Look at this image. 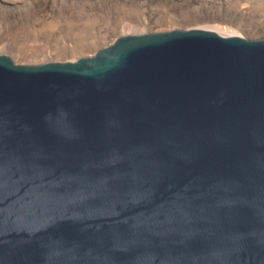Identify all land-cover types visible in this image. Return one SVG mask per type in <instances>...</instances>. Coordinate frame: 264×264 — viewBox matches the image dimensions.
Listing matches in <instances>:
<instances>
[{
  "label": "water",
  "instance_id": "95a60500",
  "mask_svg": "<svg viewBox=\"0 0 264 264\" xmlns=\"http://www.w3.org/2000/svg\"><path fill=\"white\" fill-rule=\"evenodd\" d=\"M0 264H264V39L0 54Z\"/></svg>",
  "mask_w": 264,
  "mask_h": 264
},
{
  "label": "rangeland",
  "instance_id": "374dc122",
  "mask_svg": "<svg viewBox=\"0 0 264 264\" xmlns=\"http://www.w3.org/2000/svg\"><path fill=\"white\" fill-rule=\"evenodd\" d=\"M14 1L0 5V54L18 64L92 56L113 43L125 23L136 25L135 33L208 25L264 39V0Z\"/></svg>",
  "mask_w": 264,
  "mask_h": 264
},
{
  "label": "bare ground",
  "instance_id": "6f19581e",
  "mask_svg": "<svg viewBox=\"0 0 264 264\" xmlns=\"http://www.w3.org/2000/svg\"><path fill=\"white\" fill-rule=\"evenodd\" d=\"M7 1H8V2H11V1H12V2H13L14 0H0V5L2 6V4L5 3V2H7ZM14 2H16V0H15ZM195 3H196V2H195ZM15 5H16V4H15ZM0 8H1V7H0ZM3 8H4V7H3ZM6 10H7V9H6ZM0 13H1V11H0ZM2 13H3V12H2ZM2 13H1V14H2ZM20 14H21V13H20ZM118 20H119V19H118ZM119 21H120V20H119ZM123 21H124V20H123ZM123 21L121 22L122 24H123ZM194 21H195V20H194ZM124 23H125V21H124ZM195 23H196V22H195ZM197 23H199V22H197ZM118 26H119V25H118ZM135 27H136V25H135ZM135 27H134L133 25L129 24V23H125V24H123V25L120 27V29L117 30V33H118L117 35H118V37H119V36H122V35H125V34H129V33H131V34H132V33L136 34V33H135V29H134ZM209 27H212L213 29H212V28H209ZM215 27H216V28H215ZM201 28H203L204 30H209V29H210L209 31L216 32V33H218V34H220V35H223V36H234V37H239V36H237V35L235 36L233 33L224 32V31H223V28L220 29V28L217 27V26H208V25H207V26H204V27H201ZM201 28H198V29H201ZM136 29H137V28H136ZM137 30H138V29H137ZM137 30H136V32L140 31V30H138V31H137ZM221 30H222L223 32H222ZM85 48H86V47H85ZM88 48H89V47H88ZM93 48H94V47H93ZM80 49H82V48H80ZM86 50H87V49H86ZM86 50H85L84 52H87ZM84 52H83V53H84ZM79 53H80V52H79ZM81 53H82V52H81ZM86 55H87V54H86ZM81 56H82V55H81ZM84 56H85V54H84ZM24 59H25V58H24Z\"/></svg>",
  "mask_w": 264,
  "mask_h": 264
}]
</instances>
